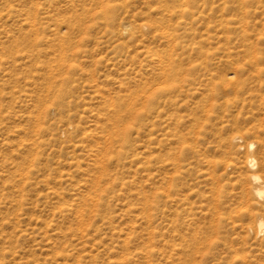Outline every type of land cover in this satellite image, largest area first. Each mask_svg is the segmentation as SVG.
Segmentation results:
<instances>
[{"label":"rangeland","instance_id":"1","mask_svg":"<svg viewBox=\"0 0 264 264\" xmlns=\"http://www.w3.org/2000/svg\"><path fill=\"white\" fill-rule=\"evenodd\" d=\"M258 220L264 0H0V264H264Z\"/></svg>","mask_w":264,"mask_h":264},{"label":"bare ground","instance_id":"2","mask_svg":"<svg viewBox=\"0 0 264 264\" xmlns=\"http://www.w3.org/2000/svg\"><path fill=\"white\" fill-rule=\"evenodd\" d=\"M185 9H184V7H183V10L182 11H184ZM162 56H160V58H161ZM164 59V58H163ZM161 60L162 62H160L162 65V68H163V70H162V68H160L161 70H162V76L164 77V80H165V82L166 83H168L170 80L171 81H173L174 79H175V77L177 76V71H175L174 69H171V68H169V66L170 65H168L169 64V62H170V59L168 58V59H164V60ZM167 60H169V62L167 61ZM167 61V65H166V62ZM159 63V64H160ZM167 66V68H166V66ZM165 67V68H164ZM162 87H164V86H162ZM165 89V88H164ZM163 89V90H164ZM152 98V97H151ZM249 148H251V147H249ZM247 163H248V166H250V167H252L253 166V164H254V161H253V159L252 158H250V159H248V161H247ZM253 169V168H252ZM249 179H250V181L253 183V184H256L257 185V183L259 182V177H258V175H256V174H254V172L252 173V174H250L249 175ZM261 179V178H260ZM256 193H258V195L259 194H261L262 193V191L261 190H259V189H256ZM261 196V195H260ZM260 220V219H259ZM258 220V221H259ZM263 225H264V223L262 222V221H259V223H258V227L257 228H262L263 227ZM260 230V229H259Z\"/></svg>","mask_w":264,"mask_h":264}]
</instances>
